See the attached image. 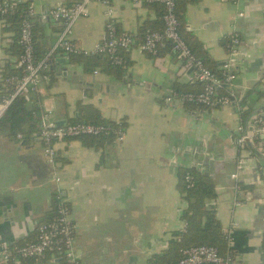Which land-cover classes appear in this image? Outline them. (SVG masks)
Wrapping results in <instances>:
<instances>
[{"label": "crops", "instance_id": "crops-1", "mask_svg": "<svg viewBox=\"0 0 264 264\" xmlns=\"http://www.w3.org/2000/svg\"><path fill=\"white\" fill-rule=\"evenodd\" d=\"M24 1L34 8L35 35L44 56L60 30L50 12L70 0ZM180 4L185 6L184 30L203 43L213 60L222 63L228 58L221 45L224 37L240 35L237 78L232 87L225 85L230 103L209 108L166 103L164 97L178 86L182 93L202 89L194 73L187 74L183 62L170 51L154 56L136 46L124 50L129 63L122 78L103 65L87 71L83 62L71 60L73 69L97 83L117 85L126 78L112 93L98 96L85 97L80 88L51 71L37 90L44 111L53 110L56 121L69 120L82 116L78 102L92 105L107 120L122 121L126 136L95 146L66 140L58 144L56 164L47 161L38 135L28 141L0 136V210L6 208L0 216L1 242L23 245L37 238L38 225L53 210L54 175L59 174L82 264H148L154 254L169 247L173 231L183 230L181 215L187 202L178 189V172L196 164L187 150L206 140L216 155L211 177L217 192L207 204L217 210L230 234L237 262L264 264V175L259 174L264 161L236 141L243 126L242 101L246 99L252 111L264 107V96L248 94L254 87L264 90V0H181ZM161 12L160 5L134 0L93 1L88 14L76 23L73 40L81 48H93L108 37L113 23L119 32H128L140 42L141 26L164 27ZM15 35L11 23L0 17V71L6 59H19L11 49ZM60 54L70 59L61 51L52 59ZM77 81L75 76L73 82ZM14 264L67 263L46 254Z\"/></svg>", "mask_w": 264, "mask_h": 264}, {"label": "built area", "instance_id": "built-area-1", "mask_svg": "<svg viewBox=\"0 0 264 264\" xmlns=\"http://www.w3.org/2000/svg\"><path fill=\"white\" fill-rule=\"evenodd\" d=\"M23 0H4L0 3V17L4 20L15 11V7ZM93 1L108 4L110 0H70L54 7L50 16L60 24L58 38L53 48L40 59H36V39L34 22V8L31 5L26 17L20 24V39L23 51L18 59V66L23 68V73L13 76L7 80L15 83L14 90L9 97L0 101V118L3 116L13 99L17 96L27 95L32 90H38L41 81L47 77L50 70V60L56 52H64L67 55H102L109 57L114 63L122 64L124 58L123 50L134 46L141 51L158 55L166 46L183 62L184 68L194 66V78L202 85L198 92L179 93L173 91L164 97L166 103L185 102L198 106L215 107L230 103L229 94H220L219 88L223 85L232 87L236 78V67L242 40L238 33L233 34L232 43L228 52V58L221 63L222 74L217 75L205 63L198 59L192 52L188 42L181 32V22L177 14L178 0H134L136 4H158L162 6L164 29L156 31L148 29L143 40L139 43L136 38L128 32H118L117 26L111 23L108 37L97 42L93 48H81L73 40L75 25L78 20L88 14L89 5ZM238 2L240 0H233ZM240 15H243L241 12ZM118 126L107 124H94L87 122L68 123L66 126H58L53 110H45L41 120V130L38 136L43 142L44 153L47 161L56 164L58 158V144L68 139H76L83 136L114 135L115 140L123 141L126 129L118 121ZM250 126V127H249ZM247 128L242 126V132L237 137V143L245 149L247 141L250 140L254 146L259 139L260 146H264V111L257 113L250 120ZM19 138H23L21 134ZM261 151V150H260ZM264 154V149H262ZM244 161L241 160L240 164ZM259 174L262 178L264 168L260 166ZM234 177L237 176L233 174ZM259 176V178H260ZM260 178V180H261ZM56 182L53 190V203L56 206L57 216L51 222H41L37 228V238L23 245H6L0 241V264H14L31 258H40L50 254L56 258L63 259L67 264H82L76 254L75 238L76 228L71 218V207L66 200L62 178L59 174L54 175ZM187 224L183 225V231ZM183 257L175 264H203L207 262L215 264H239L232 255L223 257L218 248L210 245H195L183 250Z\"/></svg>", "mask_w": 264, "mask_h": 264}, {"label": "trees", "instance_id": "trees-1", "mask_svg": "<svg viewBox=\"0 0 264 264\" xmlns=\"http://www.w3.org/2000/svg\"><path fill=\"white\" fill-rule=\"evenodd\" d=\"M3 1L4 0H0V3H2ZM180 2L181 0H178L177 14L181 22V32L183 37L188 42L192 52L196 55V57L202 60L205 65L209 67L214 73H216L217 75H221V63L211 58L209 51L193 33L184 30L185 28L183 25V13L185 6L181 5ZM29 7L30 2L23 0L22 2H19L17 4V6L15 7V11L12 14H9L7 16L8 18H6V20L11 23L12 28L16 31L15 39L13 41L11 49L18 57L23 51L22 44L19 42L20 24L23 18L27 16ZM163 13L164 10L162 8V12L160 14L161 19ZM31 19L34 22L35 32L37 20L34 18V16H31ZM147 28L148 27L145 25L141 26L140 28L141 35L143 34V37L145 35V32L147 31ZM163 29L164 27L161 29H156V31H163ZM35 39V57L36 59H40L41 57H43V54L41 48L37 44L36 35ZM232 39L233 34L228 35L221 40V45L227 52H229L230 50ZM163 50L174 53L170 46H166V48L162 49L161 51ZM123 51L121 52L124 58V62L122 64H116L109 57L102 55L71 54L68 56L72 61L83 62L87 71L94 67L103 65L108 72L118 78H122L129 63L125 55L123 54ZM22 73L23 68L18 66V61L14 62L10 59L5 60L4 65L1 67L0 71V101L5 97H9L15 87V83H12L7 79L13 76H18ZM49 73H51V69L46 74L48 75ZM179 87L180 86H178V90L176 89V91L182 93ZM219 92L220 94H229L227 93V88L225 87V85L219 88ZM253 93H256L259 98L264 96V90H261L257 87H254L248 91V94ZM31 94H33L34 96H31ZM31 101H33V103L30 104ZM39 102L40 100L37 90H32L27 95L15 97L12 103L9 105L8 109L0 118V136L17 137L19 134H21L23 139L28 141L29 139L38 135L41 130V120L44 113V110ZM78 109L80 110L82 116L70 118V123L87 122L94 124H107L111 126L119 125L118 121H110L104 118L100 110L92 105L78 102ZM239 112L242 120V125L244 127L247 118L252 112V109L247 105L246 99L242 101ZM121 124L125 126L123 122ZM114 138V135H101L83 136L76 139L82 140L85 145L95 146L100 145L103 142L110 141ZM259 141V139L256 140L255 147L262 151V149H264V146H260ZM178 189L187 202V207L183 210L181 215L182 220L187 224V228L185 231H173L171 240L169 242V247L167 249H164L160 253L154 254L148 264H175L183 257V250L185 248L195 245L214 246L218 248L220 254L223 257L232 255L234 258H236L237 251L231 245L230 234L224 230L222 222L217 216V210L213 206H209L207 204V201L209 199L217 197L216 185L212 177L210 175L204 174L199 168L181 167L178 172ZM56 216L57 210L56 206L54 205L53 210L46 214L45 222L53 221ZM203 264L215 263L207 262Z\"/></svg>", "mask_w": 264, "mask_h": 264}, {"label": "water", "instance_id": "water-1", "mask_svg": "<svg viewBox=\"0 0 264 264\" xmlns=\"http://www.w3.org/2000/svg\"><path fill=\"white\" fill-rule=\"evenodd\" d=\"M49 13V12H47ZM50 69L52 72H54L60 79H63L64 81H70L71 85L80 88L83 91V94L85 97L89 96V94H92L94 96H98L103 92H111V89L115 88L117 85H121L123 82H125L126 78H123V81H119L117 85L112 84H104L96 81L95 78L92 80H88L85 78V76L72 68L71 60L68 59L63 54H60L58 57L50 60ZM195 71V67L192 66L187 70V74H193ZM75 76H78V81L73 82V78ZM51 79V77H50ZM232 99H235L234 96H231ZM264 107L257 108L256 110H253L249 117L246 120L245 128L249 126V120L256 115L257 113L262 112ZM78 116V115H77ZM69 123L68 119H60L57 120L58 126H66ZM250 127V126H249ZM237 141V138H236ZM248 147L254 151L256 155L259 156L261 160L264 161V154L262 151H260L258 148H256L250 140L247 141ZM187 152L190 154H193L195 163L194 168L201 167L200 170L207 175L212 176L211 172L214 171L215 162H216V155L210 151L207 141L203 140L202 142L195 143L194 146L191 148H188ZM6 208L3 207L0 210V216L5 215Z\"/></svg>", "mask_w": 264, "mask_h": 264}]
</instances>
